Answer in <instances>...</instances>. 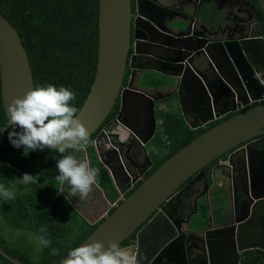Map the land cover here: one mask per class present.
Instances as JSON below:
<instances>
[{
  "label": "water",
  "instance_id": "water-1",
  "mask_svg": "<svg viewBox=\"0 0 264 264\" xmlns=\"http://www.w3.org/2000/svg\"><path fill=\"white\" fill-rule=\"evenodd\" d=\"M240 1L229 2L223 10L215 5L216 14L212 16L208 11L211 0H137V14L147 28H139L143 35L137 38L128 57L131 0H98L96 66L77 113L89 136L118 100L117 119L128 128L132 138L140 142L148 161L147 170L152 161L145 145L157 125L156 101L175 92L186 124L197 128L264 100V26L261 17L262 13L264 18V0H257L258 8L252 0ZM190 11L192 22L194 19L199 22L200 31L192 29ZM170 12L174 14L170 15ZM233 12L236 17L231 19L229 15ZM240 22L244 32L237 38L230 37L229 33L237 34ZM201 29L208 32L221 30L225 37L210 39L203 36ZM173 53L178 55L171 56ZM127 63L130 75L123 86ZM149 71L170 77V84L164 88L172 91L152 92L145 87L138 88L135 85L137 74L144 76ZM33 88L32 70L21 37L0 13V97L8 124L7 108L11 101L23 98ZM129 106L134 109H130L132 115L143 112L142 120L134 121L132 115L125 119ZM261 134H264V102L213 125L178 149L148 177L142 178L140 185L128 196H125L126 190H120L119 194L124 197L113 212L106 213L76 247L93 241H101L105 247L110 243L119 245L136 232L129 247L139 264H243L250 256L240 263L242 252L256 249L253 253L258 258L256 264H264V224L260 228L252 223L249 217L253 209L239 215L236 190L229 213L221 212L216 218L211 208L206 226L190 217L183 222L176 221V206L171 204L179 198L184 187L200 176L206 177L205 165L235 146L245 143L228 154L227 166H233L236 157L242 164L251 160L250 153L264 147V139H254ZM102 166L113 187L118 188L113 167ZM142 174L134 175L133 181ZM253 178L261 179L250 173V189ZM232 181L237 184L236 178ZM182 184L184 186L179 189ZM256 185L260 190L264 180H259ZM94 186L102 188L98 183ZM253 199L256 200L254 203L263 202L264 193L252 195L248 206ZM231 212L236 216L228 217ZM222 219V223L217 222ZM183 236L186 238L180 241ZM0 254L14 264H26L7 254L1 246ZM161 255H165V260ZM67 258L68 254L57 264H64Z\"/></svg>",
  "mask_w": 264,
  "mask_h": 264
},
{
  "label": "trees",
  "instance_id": "trees-1",
  "mask_svg": "<svg viewBox=\"0 0 264 264\" xmlns=\"http://www.w3.org/2000/svg\"><path fill=\"white\" fill-rule=\"evenodd\" d=\"M252 2L258 8L257 0ZM0 13L21 37L28 54L34 87L48 84L57 88L66 87L76 94L75 100L70 103L79 109L93 80L96 66L98 0H0ZM209 13L213 16L216 11L209 10ZM142 77V84L146 86H165L172 80L153 72ZM169 99V109L157 110L161 123L148 144L152 165L145 177L205 130L245 108L264 102H253L203 126L191 128L181 114L176 94ZM118 103L116 100L103 123L116 115ZM8 127L0 97V184L15 192L14 199L5 200L0 196V246L7 254L26 264H57L103 218L96 224H90L70 204L65 186L55 179L59 174L56 162L62 158L61 153L45 148L43 151H30L24 155L23 148L18 149L10 144L9 130H5ZM98 130L89 136V140ZM89 150L92 164H97L92 148ZM70 152L71 149L64 154ZM221 155L226 156L225 153ZM215 159L203 167L206 174H209L211 163ZM95 168L99 171V186L110 199L114 198L116 193L106 168ZM25 173L33 176V181L29 184L21 180ZM141 182L138 181L125 196ZM212 203L213 214L219 218L224 206L222 197H214ZM199 206L204 210L207 207L204 202ZM114 209L112 207L108 214ZM208 220L209 217L203 222L207 223ZM41 229H46V232ZM30 234L35 236L36 244L30 242ZM40 236H45L50 241L47 247L39 242ZM134 237L133 232L119 246L132 244ZM0 264L14 263L0 254Z\"/></svg>",
  "mask_w": 264,
  "mask_h": 264
},
{
  "label": "flooded vegetation",
  "instance_id": "flooded-vegetation-1",
  "mask_svg": "<svg viewBox=\"0 0 264 264\" xmlns=\"http://www.w3.org/2000/svg\"><path fill=\"white\" fill-rule=\"evenodd\" d=\"M184 1H191V0H184ZM213 2L212 4H217L219 0H211ZM136 2L137 0H131V22H130V46L128 51V57L133 52V45L137 38L139 36H142L143 33L139 29L140 27L147 28L144 21L141 20L140 16H138L136 11ZM255 5V4H254ZM256 6V5H255ZM257 8V7H256ZM170 15L174 14L172 12L169 13ZM235 16H234V15ZM229 15V18H235L236 12H233ZM190 16V25L192 26V29H197L200 31V24L199 22L194 21L192 22L193 14L191 11L188 13ZM262 22L264 26V18L261 13ZM237 20V19H236ZM238 32L237 34L229 33V36L232 38H237L240 36L244 31L241 25V22L238 26ZM204 33L203 36H208L210 39H220L224 38L223 34L221 33V30L215 31L213 29L209 32L205 29H201ZM153 32V30H151ZM169 41V40H168ZM171 56H177L178 53L170 54ZM127 57V58H128ZM155 64V63H154ZM127 73V74H126ZM130 75V69L127 67L125 69L124 79H123V86L126 84L128 77ZM172 89H167L164 92H171ZM154 92V91H152ZM175 92H173L171 95H174ZM164 97L162 100L156 101V109H155V116L157 119V125L155 127V131L153 133V137L155 136V132L158 129V125L161 123V120L158 116L159 109H169V97ZM118 99V98H117ZM133 109V107H128V114L125 117V119H130L132 115V111L130 109ZM134 110V109H133ZM136 110V109H135ZM138 111V110H136ZM118 113V112H117ZM117 113L114 117L107 120L105 123H103L101 126L97 128V133L93 136L91 140H89L88 144L86 146L81 147L78 151L71 150L70 154L74 155L78 160L80 161H88L90 166L97 167H103L102 165H107L113 167L115 170L117 180L119 187H113L115 190V197L110 199L105 190L103 188H97L94 185L92 186V190L86 195L82 196L78 192L76 194H72L71 188L67 182H64L62 186H65L66 189V197L69 200L70 204L74 207V209L77 211L79 215L82 216L83 219L87 220L90 224H96L99 222V220L106 214L112 207H116V205L123 199V195L119 194L120 190H126L129 191L134 187V185L141 181L142 178L145 177L148 161L146 159L145 152L143 151L140 142L132 138L130 131H128V128L124 127L119 123V120L117 119ZM143 112H139V114L136 116V114L132 115V119L134 121L142 120L143 118ZM106 119V118H105ZM101 127V128H100ZM145 129V128H144ZM254 139H264V134H261ZM150 140V141H151ZM148 143L145 145L146 149L148 150ZM261 142V141H260ZM263 143V142H261ZM245 143H241L228 152H226V156L220 155L211 163V168L209 171V174H206V177L200 176L198 179H195L192 183L184 187L181 191V195L177 200H175L172 205L176 206L174 208L175 214L174 218L178 222H183L188 217H190L191 220L196 222H203L207 217H209V220L207 223H205V226L208 225L211 217V208L213 212V203L212 199L215 197H222L223 200V208L222 213H229L231 210V207H233L234 204V197H235V190L238 194L237 196V207L239 209V215L243 216V211L249 209V212L253 209L252 214L249 218H252L251 221L254 223L255 226H258L261 228V225L264 224V201L263 202H257L254 203L256 200L253 199V202L248 206L247 202H250L252 199V195H257L264 193V187L260 190L256 189L259 180H264V147L257 148L254 151L250 153V159L249 161H246L245 164H242V161L238 159L237 157L233 160L234 165L233 166H227V156L229 153L235 151L236 149H239L244 146ZM93 150V153L96 156L97 164H92L91 158H90V150ZM69 154V153H68ZM219 165V166H216ZM215 166V169L213 167ZM204 169V168H203ZM143 172L141 176H139L138 179L133 181L134 175ZM205 171V169H204ZM205 173H207L205 171ZM252 173L253 177L259 176L261 179H254L251 181L252 187L250 189L249 184V174ZM236 178L237 184L234 185V182L232 179ZM184 184H182L180 188H182ZM100 187V186H99ZM126 194V193H125ZM196 199V206L194 204V199ZM201 202H204L207 207L204 208L199 206ZM175 203V204H174ZM247 207V209H245ZM252 207V208H249ZM257 211V212H256ZM214 215V214H213ZM215 216V215H214ZM233 216H236L234 213L231 212L230 218H233ZM216 217V216H215ZM217 218V217H216ZM98 219V220H97ZM218 223H222L223 219L221 221H217ZM204 223V222H203ZM136 233V232H134ZM186 238V236H183L180 241H183V239ZM192 239V237L190 238ZM178 245V243H177ZM131 244L122 246V248H126L132 252V249L129 247ZM182 248L179 249V251ZM257 251V249L255 250ZM253 250H246L242 252V257L240 263L243 261V259L246 256H250L246 262L243 264H256L258 258L257 256H254L253 253L255 252ZM178 252V247H177ZM163 256V257H162ZM162 259L165 260V255H161Z\"/></svg>",
  "mask_w": 264,
  "mask_h": 264
},
{
  "label": "clouds",
  "instance_id": "clouds-1",
  "mask_svg": "<svg viewBox=\"0 0 264 264\" xmlns=\"http://www.w3.org/2000/svg\"><path fill=\"white\" fill-rule=\"evenodd\" d=\"M76 94L66 87L57 88L53 84L38 86L27 91L23 98H14L7 111L9 116L8 139L13 147L23 148L24 155L30 151L55 149L62 158L57 160L58 175L55 179L67 182L72 194L86 196L92 186L98 183L99 171L89 162L78 160L74 155L64 153L71 149L78 151L89 142L87 128L77 116L78 109L70 102ZM19 129V131H17ZM21 180L25 184L33 181V176L25 173ZM0 196L5 200L15 198V192L0 184ZM46 232V229H41ZM47 247L50 241L45 236L38 237ZM55 254V250L53 252ZM64 264H139L136 255L116 243L105 247L101 241L85 243L72 249Z\"/></svg>",
  "mask_w": 264,
  "mask_h": 264
},
{
  "label": "crops",
  "instance_id": "crops-1",
  "mask_svg": "<svg viewBox=\"0 0 264 264\" xmlns=\"http://www.w3.org/2000/svg\"><path fill=\"white\" fill-rule=\"evenodd\" d=\"M229 2H235V3H240L241 1L240 0H219L218 2H217V4H218V6L220 7V9L221 10H223V9H225V8H227L228 6H229ZM215 5L216 4H212V5H210V7H209V10H214V11H216V9H215ZM238 6V5H237ZM208 10V11H209ZM153 71H149L148 73H152ZM153 73H158V72H153ZM159 74V73H158ZM142 75H143V73H138L137 74V78H136V80H135V85L138 87V88H141V87H145V88H148V89H150L151 91H166V88H164V86H146V85H144L143 84V86H142V84H141V78H142ZM162 75V74H161ZM166 76V75H165Z\"/></svg>",
  "mask_w": 264,
  "mask_h": 264
},
{
  "label": "rangeland",
  "instance_id": "rangeland-1",
  "mask_svg": "<svg viewBox=\"0 0 264 264\" xmlns=\"http://www.w3.org/2000/svg\"><path fill=\"white\" fill-rule=\"evenodd\" d=\"M1 136H2V135H0V140H1ZM10 144H11V143H10ZM29 240H30V242H31L32 244H36V238H35V236H34L33 234H30Z\"/></svg>",
  "mask_w": 264,
  "mask_h": 264
}]
</instances>
